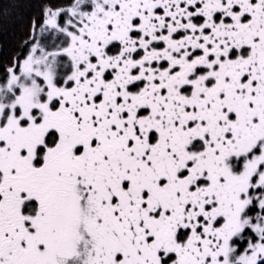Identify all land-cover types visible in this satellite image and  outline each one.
Wrapping results in <instances>:
<instances>
[{
  "label": "snow or ice",
  "instance_id": "1",
  "mask_svg": "<svg viewBox=\"0 0 264 264\" xmlns=\"http://www.w3.org/2000/svg\"><path fill=\"white\" fill-rule=\"evenodd\" d=\"M0 264H264V0H42L0 61Z\"/></svg>",
  "mask_w": 264,
  "mask_h": 264
},
{
  "label": "trees",
  "instance_id": "2",
  "mask_svg": "<svg viewBox=\"0 0 264 264\" xmlns=\"http://www.w3.org/2000/svg\"><path fill=\"white\" fill-rule=\"evenodd\" d=\"M42 0H0V61L22 47Z\"/></svg>",
  "mask_w": 264,
  "mask_h": 264
}]
</instances>
